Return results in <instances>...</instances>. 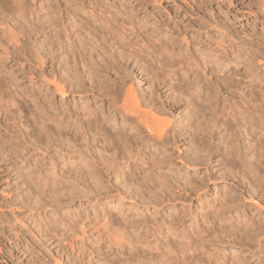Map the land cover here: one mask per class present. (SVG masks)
Listing matches in <instances>:
<instances>
[{"label": "clouds", "instance_id": "obj_1", "mask_svg": "<svg viewBox=\"0 0 264 264\" xmlns=\"http://www.w3.org/2000/svg\"><path fill=\"white\" fill-rule=\"evenodd\" d=\"M0 264H264V0H0Z\"/></svg>", "mask_w": 264, "mask_h": 264}, {"label": "bare ground", "instance_id": "obj_2", "mask_svg": "<svg viewBox=\"0 0 264 264\" xmlns=\"http://www.w3.org/2000/svg\"><path fill=\"white\" fill-rule=\"evenodd\" d=\"M150 123L156 124V123H158V121L155 117H152V118H150Z\"/></svg>", "mask_w": 264, "mask_h": 264}]
</instances>
